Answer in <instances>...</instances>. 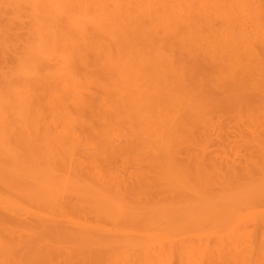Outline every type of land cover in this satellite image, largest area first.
Listing matches in <instances>:
<instances>
[{"label":"bare ground","instance_id":"1","mask_svg":"<svg viewBox=\"0 0 264 264\" xmlns=\"http://www.w3.org/2000/svg\"><path fill=\"white\" fill-rule=\"evenodd\" d=\"M149 2L0 0V260L5 263L119 264L125 256L151 259L165 241L180 245L193 261L204 246L198 248L194 238L206 237L202 241L215 239L235 250L233 263L221 264H264L252 261L253 242L264 244L259 87L264 83L249 89L248 82L235 80L230 65L234 80L230 85L224 78L227 91L211 93L205 83L225 67L223 58L206 53L193 59L181 51L178 39L193 37V26L185 25L189 20L183 24L171 14L176 26H138L135 21H144L151 10ZM198 2V8L185 6L188 16H208L212 23V1ZM226 15L224 23L232 26ZM129 21L138 27L125 30ZM225 35L232 43V33ZM250 38L243 42L247 50L256 46ZM263 50L250 55L253 51L264 70ZM221 59L219 66L214 63ZM151 69L161 80L160 75L153 81ZM162 103L173 105L176 114L167 113L168 107L163 112ZM222 122L234 124L232 138L240 144L224 149V155L210 151L215 138L223 145L231 137V125L227 129ZM205 245L203 254L211 252Z\"/></svg>","mask_w":264,"mask_h":264},{"label":"rangeland","instance_id":"2","mask_svg":"<svg viewBox=\"0 0 264 264\" xmlns=\"http://www.w3.org/2000/svg\"><path fill=\"white\" fill-rule=\"evenodd\" d=\"M144 1V0H143ZM146 1V0H145ZM148 1V0H147ZM212 2V6H211V11L209 12V15H210V18H213V20L211 21L212 23H210V19H208V16H203V18H202V16H201V18H200V16L199 15H197V14H195L194 16H196V19H198V20H196L195 18H194V16H192V19L188 16V14H187V8L185 7V6H188L187 4H192L193 6H194V3L196 4V6H194V7H196V8H198V4H199V2H198V0H197V2H198V4L196 3V0H191V1H187V0H184V2L182 1V0H152V3L150 4V2H149V4H148V6H152L150 9L151 10H148L147 12H146V14H144L143 15V18H144V21H143V19H142V17L140 18L141 20H142V22L140 21V20H136L135 22L136 23H138V26H141L142 25V27H148V29L149 28H151V29H155V27H157V29L156 30H161V27L162 26H164V25H169L170 24V22H171V24L170 25H172L173 23V26L175 25H177L176 23H178L177 21L178 20H176V22H174L175 21V18H179L180 20L182 19V22H183V24H184V22H186V21H188V23L187 24H185V25H187L188 27L190 26V25H192L193 27H190V30H191V33L192 34H190L191 36H193V37H190L189 35H188V37H185V38H187V39H185V43H183V41H181V38H179L178 40H180V43H179V47L180 48H182V50L181 51H183L184 53H190V56H189V58H192L193 57V59L195 58V57H198L200 54H201V56L200 57H202L203 55H205L206 53L207 54H213V57H214V55L215 56H220L221 58H223V60H224V62L225 63H223L224 65H222V62H221V66H225V67H221V68H223L222 70H220V68H218L217 69V72H218V74H219V76H218V74H217V76H215V75H213V74H210L209 75V77L211 78L210 80H212V82H211V84L210 83H208V84H206L205 83V85H207V87L208 88H210V89H212L210 92L211 93H213L214 95L216 94V95H222V94H224L227 90V88L228 87H226V86H228V82L226 81V79H224V78H227V80H229V83H230V85H231V80H234V77H235V80L237 79V81H238V83H242L243 81H245V82H243L245 85H247V83L246 82H248V88L252 85L253 87H252V89L254 88V89H256V87L254 86L255 85V82L256 83H258V82H260V83H264V75H263V73H264V70L263 69H261L260 67H258V65H256V64H258V61H254V60H256V58L254 59L252 56H253V51L251 52V54L252 55H250V51L251 50H253V49H255V51H260L261 52V50H263L264 49V4H261L260 2H261V0L259 1V0H235L236 1V3H235V1L234 0H228V4L229 5H227L226 3V1L227 0H217L216 1V3H217V5L215 6L214 5V1L213 0H211ZM257 3H256V2ZM181 2V3H180ZM186 2V3H185ZM188 2V3H187ZM190 2V3H189ZM193 2V3H192ZM224 2H225V4H224ZM238 2V3H237ZM251 2H252V4H251ZM164 3V4H163ZM179 3H180V6H181V4L184 6V8L186 9H184L185 11H183V10H181L183 13H179L180 12V8H182L183 9V6H179ZM218 3H220V9H224V6L225 5H227V6H225L226 8L224 9L226 12H225V14H224V10H220L219 8H217V6L219 5ZM255 3V4H254ZM263 3V2H262ZM155 4V5H154ZM177 4V5H176ZM186 4V5H185ZM258 4V5H257ZM164 5V6H163ZM168 5V6H167ZM214 5V6H213ZM257 5V6H256ZM262 5V6H261ZM177 6H178V8H177ZM259 6V7H258ZM261 6V7H260ZM180 7V8H179ZM153 8V9H152ZM166 9V11H165V9ZM176 8V9H175ZM257 8V9H256ZM260 8V9H259ZM218 9V10H217ZM213 10V11H212ZM215 10H217L218 12L216 13V11ZM220 10V11H219ZM228 10L230 11V12H228ZM257 10V12H255ZM259 12V13H258ZM263 12V13H262ZM215 14L216 13V15H214L213 16V14ZM260 13L262 14V15H260ZM171 14H173L174 16H175V18H174V16L173 15H171ZM220 14H223V16L222 15H220ZM226 14H228V16H229V14H231V16H232V18H227L228 20H230L229 22H228V24L230 23V24H232V26H233V28H232V26L231 25H229V27H228V25H226L227 24V22H225L224 23V18H226ZM257 14V15H256ZM186 15V16H185ZM220 16V18H219V16ZM167 16H168V18H167ZM170 16H171V19L173 20V18H174V20L173 21H171V19H170ZM256 16H257V18H256ZM167 18V19H166ZM185 18H186V20H185ZM187 18H189V19H187ZM206 18V19H205ZM260 19V20H259ZM161 20H164V21H161ZM165 20H167V21H165ZM169 20V21H168ZM179 20V21H180ZM208 20V21H207ZM259 20V21H258ZM262 20V21H261ZM134 20H131V22H133ZM138 21V22H137ZM191 21V23L192 24H189V22ZM202 21H204V22H202ZM207 21V22H206ZM227 21V20H226ZM130 22V21H129ZM129 22H126L127 24H123V26H126V27H123L125 30H127L128 29V31H130V30H132L133 28H136V27H138L136 24V26L134 27L133 25H134V23H132L131 24V22H130V24H129ZM146 22V23H145ZM162 22V23H161ZM262 22V23H261ZM142 23V24H141ZM145 23V24H144ZM150 23V25H148ZM167 23V24H166ZM141 24V25H140ZM144 24V25H143ZM151 24H155L154 25V27L151 25ZM131 25V26H130ZM148 25V26H147ZM157 25H159V26H157ZM258 25H259V28H258ZM132 26H133V28H132ZM161 26V27H160ZM208 26V27H207ZM210 26H212V27H210ZM231 26V27H230ZM128 27V28H127ZM226 27H228V28H226ZM130 28V29H129ZM158 28H160V29H158ZM262 28H263V30H262ZM198 30V31H197ZM201 32H200V31ZM212 30V31H211ZM242 30H243V32H242ZM244 30H248L249 32H251L250 34H248L249 32H244ZM193 32H196V33H200L199 35L198 34H193ZM219 32H221V34L219 33ZM227 32L229 33V35H230V33H232V36H233V38H231V40H232V43H233V45H232V43H230L231 41H230V39H229V42L228 41H226V40H224L223 39V37H224V35H225V37H226V39H228L227 38V36H229L228 34H227ZM213 33H214V35H213ZM204 34V35H203ZM244 34H246V36H244ZM244 37V38H247L248 39V37L249 36H251V38L250 39H252V38H255V40L254 39H252V40H254V43H255V47L254 48H251V49H249V50H247L248 48H244L243 47V42H246V40L247 39H244L243 40V38H242V40H241V38L240 37ZM253 36V37H252ZM206 37H208V39L206 38ZM219 39H218V38ZM230 37H231V35H230ZM191 38L193 39V42L192 43H190L192 40H191ZM189 39V40H188ZM188 40V41H187ZM219 41V42H216V41ZM222 40V41H221ZM190 41V42H189ZM206 41V42H205ZM211 41L213 42V44H211ZM223 41H226L225 43L223 42ZM235 41V42H234ZM179 42V41H178ZM177 42V43H178ZM188 42V43H187ZM198 43V45L197 46H194V45H196L197 43ZM227 42L228 43H230L232 46L230 47V44H228L229 46H225V44H227ZM189 44V46L187 45V44ZM206 43H207V46H206ZM209 43V44H208ZM257 43H259V46H258V44ZM192 44V45H191ZM194 44V45H193ZM211 44V47L209 46ZM218 44H220V45H222V46H220V45H218ZM178 45V44H177ZM184 47H183V46ZM187 47H186V46ZM200 45V46H199ZM201 45H203V46H201ZM224 45V46H223ZM199 46V47H198ZM210 48H209V47ZM214 46H216V48L214 47ZM247 46V45H246ZM263 47V49H262V47ZM192 47V48H191ZM220 47V48H219ZM222 47H223V49H222ZM252 47V46H251ZM260 47V48H259ZM205 48H206V50H205ZM228 48V49H227ZM231 48H232V50H231ZM242 48H244L243 50H241ZM258 48V49H257ZM202 49H203V52H202ZM240 49V50H239ZM194 50V51H193ZM212 50V51H211ZM219 50V51H218ZM222 50V51H221ZM225 50V51H224ZM228 50H229V52H228ZM231 50V51H230ZM235 51V52H237V54L235 53V52H232V51ZM237 50H239V51H237ZM244 50H247V51H244ZM246 52V53H244V52ZM254 51V52H255ZM264 51V50H263ZM201 52V53H200ZM212 52V53H211ZM214 52H216L217 54L218 53H220V55L218 54H215ZM248 52H249V54H248ZM228 53V54H227ZM233 53V54H232ZM193 54V55H192ZM196 54H198L197 56H196ZM203 54V55H202ZM239 54V55H238ZM244 54H246V55H244ZM249 55V57H248V55ZM211 55H209V56H211ZM226 55V56H225ZM233 55V56H232ZM234 55H235V57H237L238 59H240V60H238V59H236L235 57H234ZM195 56V57H194ZM208 56V55H207ZM246 57L247 58V60H246V58H244V57ZM206 57V56H205ZM203 58V57H202ZM214 58H216V57H214ZM252 58V60H251V63H250V59ZM218 59V58H217ZM225 59L227 60V62H228V64H227V62L225 61ZM234 60V61H233ZM244 62H247V64H244V65H248V66H244L243 65V61ZM219 61H222V59L221 60H218L217 62H215L214 61V63L216 64V65H218L219 66V64H217ZM235 61H237V62H235ZM240 63H239V62ZM257 62V63H256ZM236 63V64H235ZM238 64V65H237ZM241 64H242V66H241ZM254 64V67L252 66ZM227 65V66H226ZM230 65L232 66H234L233 68L232 67H230ZM255 65H256V67H258L257 69V71H259V72H257L258 74H261L260 76H258L255 72H256V68H255ZM230 68H229V67ZM250 67H252L251 68V71H250V69L249 68ZM217 68V67H216ZM227 68H229V69H227ZM232 68V72H233V70H234V74H235V72H237V74L236 75H234L233 73H231L232 74V76H234V77H232L231 76V74L229 73V71H230V69ZM244 69V70H243ZM154 71H155V69H153ZM249 70V71H248ZM263 71V72H262ZM158 72V71H157ZM157 72H154L155 73V75L153 76V73H152V69H151V71L149 70L148 71V74L149 75H151V76H153L152 78H153V81H156V79H157V77L158 76H160L161 74L160 73H158V75L156 76V73ZM224 74H223V73ZM238 72H239V75H238ZM244 72V74H246V75H244V74H242ZM247 72H248V75H247ZM223 74V76L221 77V75ZM228 74H230V75H227ZM249 74H251V75H253V76H251V75H249ZM242 75V77H240ZM244 75V76H243ZM203 76V75H202ZM201 76V77H202ZM237 76H239V77H237ZM161 77H163L162 75L160 76V77H158L159 79L161 78ZM203 77H205V79H207L208 78V76H203ZM230 77H232V78H229ZM244 77H246V78H249V79H244ZM151 78V79H152ZM218 78H220L221 79V81L218 79ZM252 78V79H251ZM261 78H262V82H261ZM163 79V81L165 80L164 78H162ZM200 79V78H199ZM240 79V80H239ZM258 79V80H257ZM161 80V79H160ZM160 80H158V82L160 81ZM215 80V82L213 83V81ZM226 82V84H222V83H225L224 81ZM167 81V80H166ZM201 81V80H200ZM202 81H203V79H202ZM251 81V82H250ZM252 81H254L253 83H252ZM169 82V81H168ZM204 82V81H203ZM202 82V83H203ZM206 82V81H205ZM250 82V83H249ZM164 83V82H163ZM221 83V84H220ZM252 83V84H251ZM259 83V84H260ZM164 84H166V83H164ZM170 84L171 83H169L168 84V89L170 88L171 89V86H170ZM210 84V86L212 85L213 86V88H214V91H213V88L212 87H210V86H208ZM258 84V85H259ZM261 84V85H262ZM205 85H204V87H205ZM222 87H224V88H222ZM229 85V86H230ZM250 85V86H249ZM218 87H220V88H218ZM259 87H261V90H263L264 91V87H262V86H259ZM205 89H207L206 87H205ZM204 89V90H205ZM220 89V90H219ZM222 89H224V90H226L225 92H223L224 90H222ZM249 89H251V87L249 88ZM260 89V88H259ZM208 90V89H207ZM219 92V93H218ZM162 104H163V106H165V107H163L162 106ZM162 104H160V109L163 111V112H165L166 113V111H167V113H172L173 112V114H176V111H174V109L175 108H173L172 106L173 105H170V104H165L164 105V103H162ZM168 105V106H167ZM169 106L171 107V108H169ZM167 107H168V109H167ZM167 109V110H166ZM166 110V111H165ZM168 110H170V112L168 111ZM172 114V115H173ZM168 115V114H167ZM171 115V114H170ZM174 116V115H173ZM217 116V115H216ZM215 116V117H216ZM225 118H221V119H224V121L225 122H227L228 121V118H226L227 116H224ZM218 118V116L215 118V121H216V119ZM219 119V118H218ZM226 119V120H225ZM220 121V120H219ZM222 121V120H221ZM220 121V122H221ZM229 122V121H228ZM227 122V123H228ZM223 124H224V122H222ZM222 123H220V124H222ZM219 125V124H218ZM225 126H227V124L225 123L224 124ZM222 126V128L223 127H225V126ZM229 125H233L232 127L231 126H229ZM228 126H229V128H232V129H230L229 130V132H230V138L228 139V141L227 142H225L223 145L221 144V145H217V144H219L220 142L218 141V138H215V140L213 141V143H212V146H211V149H210V151H214L215 152V154L217 153H221V154H225L226 153V151H225V153H224V149L226 150L227 149V151L229 152L230 150H231V148H235V147H237V145H238V147H239V145L240 144H236L235 143V139L234 138H232V136H233V129L234 130H236V128H234L235 126H234V124L233 123H231V124H229ZM221 126V125H220ZM228 126H227V129H228ZM226 128V127H225ZM224 128V129H225ZM227 129H225V130H227ZM224 130V131H225ZM217 137V136H216ZM216 139H217V143H216ZM232 140V141H231ZM232 142H234V143H232ZM215 147V148H214ZM219 147H222V149L220 148V149H218ZM225 147V148H224ZM217 149V150H216ZM233 158H235V156H233ZM240 159H237V161H239ZM242 160V159H241ZM191 238V237H190ZM203 238L205 239L206 237H202V240H203ZM208 238V237H207ZM194 239H196L197 241H199L198 243H197V241L195 240V241H193V245H194V242H196L197 243V245H198V248L199 247H201V246H203L202 247V250H200L199 252H200V254L199 255H197V257L195 258V257H193V261L190 259V258H188V257H190V253H187V251L186 252H182L183 250H181V248H180V245H177V244H174L173 245V243H172V245L174 246H172L171 244V246L169 245V243H171V242H169V240H167L169 243L167 244L166 243V241H165V243L163 242L162 244H164V248H160V247H158L157 249L158 250H156L157 251V255L155 254V252H154V254H155V256H148V257H152L153 258V260H151L150 258H148V259H145L144 260V256H140V258L141 259H136V260H134L135 258L133 257V256H129L128 258H130V260L129 259H127L126 258V256L125 257H123L124 255H122L121 254V257H123L122 258V260H124V261H120L119 262V264H135L134 262H136V264L138 263V264H194L195 262L194 261H197L195 264H197V263H199L200 264V261H201V264H221V262L222 261H228L229 263L231 262L230 261V259L232 260V258H229V257H234V256H232L233 254H231L230 255V253H233V252H235V250L233 249L232 251H231V249L230 248H226L225 246H226V243H225V245H221V243L220 242H218L217 240H215V239H210L209 238V240L210 241H206L207 242V245H209V243H211L208 247L211 249V252L209 251V250H207L208 251V253L207 252H204V254H203V248H205V241H202L201 240V238H194ZM192 240V239H191ZM200 240L204 243V244H202V242H200ZM206 240V239H205ZM217 242V243H216ZM251 242H253V241H251ZM188 243V242H187ZM189 243H191V242H189ZM196 243H195V245H196ZM200 243V244H199ZM216 243V244H215ZM219 243V244H218ZM263 243V242H262ZM260 241H257V242H253V245L252 246H254L253 247V249L254 248H256V251L255 252H253V254H252V261H254V262H259V263H264V262H262V260L264 259V258H260V256L261 257H264V244H262ZM202 244V245H201ZM249 244V243H248ZM251 244V243H250ZM262 244V245H261ZM190 245H192V244H190ZM192 245V246H193ZM217 247V248H215V246ZM221 245V246H220ZM159 246V245H158ZM160 246H162L161 244H160ZM191 246V247H192ZM252 246H250L249 248H247L248 250V252H250V248H252ZM157 247V246H156ZM214 247V248H213ZM218 247H219V249H218ZM222 247V248H221ZM196 248V247H195ZM208 248V249H209ZM188 249H190V247L188 248ZM207 249V248H206ZM216 249V250H215ZM217 249L218 250H220V252H217ZM221 249H224L223 251L221 250ZM199 250V249H198ZM205 250V249H204ZM261 250V251H260ZM6 251V250H5ZM4 251V252H5ZM122 250H116V252H118L119 254H120V252H121ZM192 251V250H191ZM197 251V250H196ZM215 251V252H214ZM221 251L223 252V254L221 253ZM195 252V251H194ZM194 252H192V253H194ZM198 252V251H197ZM237 252V251H236ZM261 252V253H260ZM202 253V254H201ZM226 253V254H225ZM228 253V254H227ZM252 252H250V254H251ZM255 253H257V254H255ZM195 254V253H194ZM213 254V255H212ZM216 254V255H215ZM191 255H193V254H191ZM212 257H211V256ZM222 255L225 257H222ZM202 256H204V258H202ZM238 256V255H237ZM254 256V257H253ZM133 257V258H132ZM198 257H201L200 258V261H199V259H197ZM205 257H206V260H205ZM208 257H210V258H208ZM143 258V259H142ZM147 258V257H146ZM190 259V260H187V259ZM192 258V257H191ZM195 258V259H194ZM126 259V260H125ZM132 259V260H131ZM208 259V260H207ZM134 260V261H133ZM213 260V261H212ZM217 260V261H216ZM127 261H128V263H127ZM189 261H190V263H189ZM192 261V262H191ZM204 261V262H203ZM210 261L212 262V263H210ZM233 261V260H232ZM264 261V260H263ZM124 262V263H123ZM133 262V263H132ZM188 262V263H187ZM206 262V263H205ZM214 262V263H213ZM217 262V263H216ZM76 263V262H75ZM231 263H233V262H231ZM0 264H7V263H5V261L4 260H0ZM76 264H78V262L76 263Z\"/></svg>","mask_w":264,"mask_h":264}]
</instances>
